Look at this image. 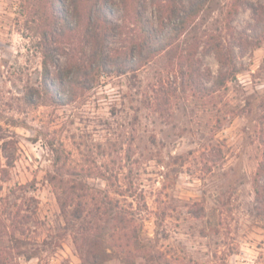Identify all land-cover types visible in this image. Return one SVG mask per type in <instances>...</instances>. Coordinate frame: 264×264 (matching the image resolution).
Listing matches in <instances>:
<instances>
[{"label":"rangeland","instance_id":"374dc122","mask_svg":"<svg viewBox=\"0 0 264 264\" xmlns=\"http://www.w3.org/2000/svg\"><path fill=\"white\" fill-rule=\"evenodd\" d=\"M234 2L210 0L138 69L90 72L61 104L43 90V56L61 78L65 67H87L89 44L78 30L46 35L64 28L51 0H0V247L8 264H81L76 208L101 226L105 264H264L253 189L264 158V36L251 8L264 11V0ZM146 16L156 22L152 6ZM123 17L111 18L121 28L105 42L114 52L137 39ZM213 43L230 55L233 76ZM10 233L26 256L15 254Z\"/></svg>","mask_w":264,"mask_h":264},{"label":"trees","instance_id":"16d2710c","mask_svg":"<svg viewBox=\"0 0 264 264\" xmlns=\"http://www.w3.org/2000/svg\"><path fill=\"white\" fill-rule=\"evenodd\" d=\"M210 0H51L52 6L58 13V20L63 22V31H58L55 27H51L47 34L62 35L64 31L78 30L82 33L83 39L89 44V61L87 67L76 65L63 68L65 76L59 71L50 70L49 64L53 62L50 54H44L42 60V83L43 90L50 98L57 103H66L73 99L74 95L82 87L83 79L88 74L95 73H124L129 70H136L142 66L147 60L162 50L169 44L171 37L180 34L191 24L198 13L206 7ZM241 0H235L234 3L239 4ZM233 3V7L235 4ZM152 6L156 15V22L146 16V8ZM255 28L258 36H264V11H258L254 7ZM120 10L124 17L129 19L135 26L138 34L137 39L119 52L108 49L105 42L114 34H118L121 30L120 25L111 20L115 13ZM169 24L166 27L165 25ZM169 42V43H168ZM213 52L219 64L225 65L227 72L233 76L234 65L229 54L226 56L222 53L219 44L213 43ZM113 51V52H112ZM113 53V54H112ZM54 64V63H53ZM86 71V72H85ZM89 71V72H88ZM53 72V74H52ZM227 78V77H225ZM68 87L67 94L61 93L62 87ZM55 162H60V158L56 156ZM264 173V158L258 165L253 180L254 198L256 208L264 214V187L259 184L260 176ZM55 194L60 199L59 193L55 187ZM76 208L72 212L73 218L78 223L76 231L80 235L81 242L75 245L81 254V264H105L109 258L110 252L104 246L103 241L99 240L102 236L100 225L94 223L91 210H87L85 214ZM84 214V215H83ZM119 221L122 217L117 214ZM3 225V224H2ZM22 233V231H20ZM17 256H26L22 247L23 240L13 237ZM101 239V238H100ZM13 247V248H14ZM154 256V251L151 252ZM147 258V257H146ZM150 261L152 258L150 257ZM0 264H8V256L0 247Z\"/></svg>","mask_w":264,"mask_h":264}]
</instances>
